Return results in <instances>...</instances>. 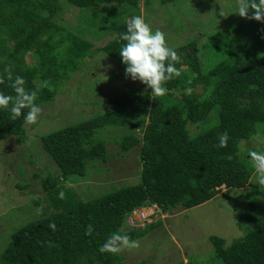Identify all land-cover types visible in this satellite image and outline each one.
<instances>
[{"label":"trees","instance_id":"1","mask_svg":"<svg viewBox=\"0 0 264 264\" xmlns=\"http://www.w3.org/2000/svg\"><path fill=\"white\" fill-rule=\"evenodd\" d=\"M159 1L175 5L174 0ZM140 2L149 6L151 0H0V75L7 69L13 77L23 76L26 89L37 92L36 103L42 106L52 103L59 88L81 71L83 60L97 51L125 67L119 55L121 33L132 16L140 15ZM65 6L80 12L75 31L58 23ZM108 36L94 46L93 40ZM218 36H211L210 45L222 47L223 57L209 68L198 58L194 41L176 49L180 76L167 82V95L156 97L143 83L132 84L107 98L106 111L40 137V148L57 168L40 177L47 206H40L37 217L11 235L0 264H127L121 254L100 253L98 247L113 233L136 239L159 222L126 230L132 211L153 204L161 213L189 209L214 198L221 187L225 192L252 191L255 171L238 144L264 125V23L241 17ZM10 83L5 81L0 91L14 95ZM188 87L190 95L185 94ZM211 115L216 117L213 126L188 132V122ZM106 126L126 130L117 142L118 154L136 150L140 181L82 200L70 183L86 180L95 170L91 166L108 170L106 145L96 135ZM25 127L23 114L12 120L9 111H0V140L12 136L19 145L32 142ZM225 131L228 146L214 147ZM60 191L63 199L57 197ZM236 224L245 234L228 245L210 236L213 256L207 264H264V214L242 212ZM89 225L93 232L85 235ZM185 264L202 263L187 256Z\"/></svg>","mask_w":264,"mask_h":264},{"label":"rangeland","instance_id":"2","mask_svg":"<svg viewBox=\"0 0 264 264\" xmlns=\"http://www.w3.org/2000/svg\"><path fill=\"white\" fill-rule=\"evenodd\" d=\"M173 4H161L151 0L149 6L139 3L140 15L153 28H159L166 34L170 47L178 49L194 41L198 58L206 67L214 65L223 57L224 50L212 48L211 36L215 33L222 38L230 23L241 18L234 13L232 5L236 0H174ZM237 6V5H236ZM102 9V6L98 7ZM80 12L76 7H64L58 16V23L66 29L78 28ZM123 15V13H118ZM223 32V33H222ZM85 38L90 39L87 35ZM110 37L93 40L94 46H101ZM27 61H32L26 57ZM83 66V67H82ZM81 71L71 76L65 87L59 88L52 103L42 104L41 114L35 124H25L27 134L33 141L19 145L15 138L7 136L0 140V253L9 242L11 235L40 213V206L46 207L40 177L48 172L56 173L53 160L40 148V137L48 132L87 119L107 109V98L127 89L133 81L125 76V67L102 52H95L83 60ZM147 88L146 86L144 87ZM197 91L200 90L198 86ZM151 90V89H150ZM176 94V93H175ZM176 97V95H174ZM214 115L197 123L188 122L186 127L193 135L213 126ZM126 130L122 127L106 126L97 132V137L106 145L108 170L95 169L86 180L70 183L72 189L82 200H88L112 191L120 186L136 184L140 181L141 165L136 150L119 153L117 142ZM39 148V149H38ZM240 154L247 156L249 150L264 149V125H259L255 135L238 144ZM29 156L30 159H26ZM250 160V158L248 157ZM250 165L252 162L250 160ZM103 166V165H102ZM101 166V167H102ZM37 174V178L34 177ZM249 190L232 189L220 192L211 200L189 209L173 208L167 213L145 209L146 221L158 224L135 240L139 241L136 249L124 250L121 254L127 264H183L187 256L195 263L212 262L213 246L210 236H218L226 245L245 234L243 228L236 224L242 212L264 214V189L256 185L255 172L250 179ZM25 184L26 189H18L16 184ZM249 189V188H247ZM39 202L36 205L34 202ZM133 213V212H132ZM136 213V211H134ZM134 224L128 227L142 229L147 223L133 215ZM141 217V216H140Z\"/></svg>","mask_w":264,"mask_h":264},{"label":"clouds","instance_id":"3","mask_svg":"<svg viewBox=\"0 0 264 264\" xmlns=\"http://www.w3.org/2000/svg\"><path fill=\"white\" fill-rule=\"evenodd\" d=\"M250 10L251 15H249ZM234 13L240 17L264 23V0H237ZM121 39L124 41V44L119 50V55L122 63L125 65L126 78L140 81L147 88L151 89L153 96L163 97L167 95L169 91L166 87L167 82L180 76V70L176 67V63L179 62L180 57L176 49L169 46L165 32L159 28L153 29L146 22L143 15H135L127 22L126 31L121 33ZM5 81L11 82L10 87L14 95L5 94L3 91H0V111H9L12 120L20 118L23 114L25 124H35L41 114V107L36 103L37 92L26 89L24 77L21 75L13 77L12 73L7 69H5L4 75H0V85L4 84ZM192 91L193 89L188 87L185 89V94L190 95ZM229 139L228 132H223L219 135L218 142L214 147H227ZM247 156L250 158L252 168L255 171L256 185L261 186L260 189H264V149L260 151L249 150ZM64 195V192L60 191L57 197L63 199ZM145 209L151 210V213L157 212L153 211V209L160 212L154 204L134 210L137 214H144L145 218L141 220L147 224L150 222L146 221V217L154 214L145 215ZM129 216L126 219V225L129 223ZM48 227L53 231L56 230L54 222H50ZM92 232V225H89L85 230V235H91ZM138 247V240L132 239L127 233L121 234L116 232L109 235L99 245L98 251L100 253L119 254L124 250L136 249Z\"/></svg>","mask_w":264,"mask_h":264},{"label":"built area","instance_id":"4","mask_svg":"<svg viewBox=\"0 0 264 264\" xmlns=\"http://www.w3.org/2000/svg\"><path fill=\"white\" fill-rule=\"evenodd\" d=\"M133 215H138V217H137V219H135V220H141V219H144L145 217H144V214H137V213H132L130 216H129V219H128V222L130 223V224H134V217H133ZM141 216V217H140Z\"/></svg>","mask_w":264,"mask_h":264}]
</instances>
